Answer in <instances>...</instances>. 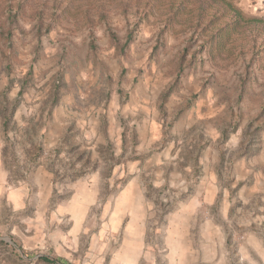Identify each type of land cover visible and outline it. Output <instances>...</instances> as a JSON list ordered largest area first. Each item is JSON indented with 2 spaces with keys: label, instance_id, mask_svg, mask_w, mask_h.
Instances as JSON below:
<instances>
[{
  "label": "rangeland",
  "instance_id": "374dc122",
  "mask_svg": "<svg viewBox=\"0 0 264 264\" xmlns=\"http://www.w3.org/2000/svg\"><path fill=\"white\" fill-rule=\"evenodd\" d=\"M179 3L0 0V264H264V0Z\"/></svg>",
  "mask_w": 264,
  "mask_h": 264
},
{
  "label": "trees",
  "instance_id": "16d2710c",
  "mask_svg": "<svg viewBox=\"0 0 264 264\" xmlns=\"http://www.w3.org/2000/svg\"><path fill=\"white\" fill-rule=\"evenodd\" d=\"M180 3L177 8L174 9V13L176 16H178L183 8V5L186 4L189 0H179ZM196 1V0H193ZM239 0H198L200 4L199 8V15L198 17L200 19L205 18L207 8L212 6L213 8H216V12L214 14H210L213 18H228V22L225 23L222 27L218 28V35L220 37H230L232 31H236V29L239 27V24L243 20L242 13L235 8L234 3L238 2ZM173 5V4H172ZM223 7L225 8L224 10ZM179 19V18H177ZM252 24L258 25L261 24L260 21L255 20L254 22H251ZM263 23V22H262ZM131 36H129L130 40ZM6 111V110H5ZM10 121V117L6 119L5 128H7V122ZM39 261H41L44 264H70L66 259L62 258H56L52 259L48 256H41L39 257Z\"/></svg>",
  "mask_w": 264,
  "mask_h": 264
},
{
  "label": "crops",
  "instance_id": "0c3cea01",
  "mask_svg": "<svg viewBox=\"0 0 264 264\" xmlns=\"http://www.w3.org/2000/svg\"><path fill=\"white\" fill-rule=\"evenodd\" d=\"M50 177H51V175H49V178ZM12 194H13L12 196L15 197V195L17 194V192H13Z\"/></svg>",
  "mask_w": 264,
  "mask_h": 264
}]
</instances>
